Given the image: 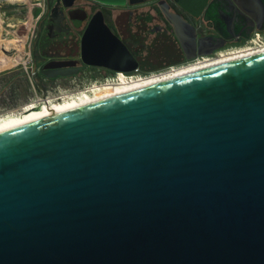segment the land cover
<instances>
[{
    "label": "water",
    "instance_id": "95a60500",
    "mask_svg": "<svg viewBox=\"0 0 264 264\" xmlns=\"http://www.w3.org/2000/svg\"><path fill=\"white\" fill-rule=\"evenodd\" d=\"M174 1L221 34L264 19V0ZM81 57L137 66L101 11ZM0 264H264V51L0 131Z\"/></svg>",
    "mask_w": 264,
    "mask_h": 264
},
{
    "label": "flooded vegetation",
    "instance_id": "af4514ba",
    "mask_svg": "<svg viewBox=\"0 0 264 264\" xmlns=\"http://www.w3.org/2000/svg\"><path fill=\"white\" fill-rule=\"evenodd\" d=\"M55 3L53 14L50 15L48 12L40 21L42 24L37 28L30 43L34 69L29 81L33 92L41 97L86 88L92 80L113 76L119 71L126 75L146 73L169 65L185 63L198 56H212L217 50L245 43L252 37L254 31L264 34V19L259 17L237 28L225 27L215 22V27L222 34L214 28L211 21H204L209 24V28L202 34L212 35L215 38L200 46V51L208 52L213 46H216V49L211 53L198 55L197 50L191 45V40L185 38L184 32L187 31L179 27L175 20L178 16L195 26L196 17L174 0H144L142 3H145V7L140 9L131 7L133 5L129 0H126L124 5H106L94 0H56ZM97 11H101L104 23L127 46L133 56L137 48L135 49L136 46L131 39H142L145 44L152 39L153 34L159 32L166 37L164 41L166 48L155 49L150 45L148 46L151 50L150 55L157 56L162 50H166L172 53L175 62L149 70L139 69L138 60L141 59L135 56L137 66L132 71L112 70L105 66L84 63L81 57V38L91 17ZM175 25L178 26L179 37L175 35ZM248 33L250 37L246 38L245 35ZM79 41L80 48L77 44ZM18 69L13 65L0 72V91L3 92L0 95L1 111L17 109L22 104L21 73Z\"/></svg>",
    "mask_w": 264,
    "mask_h": 264
},
{
    "label": "bare ground",
    "instance_id": "6f19581e",
    "mask_svg": "<svg viewBox=\"0 0 264 264\" xmlns=\"http://www.w3.org/2000/svg\"><path fill=\"white\" fill-rule=\"evenodd\" d=\"M1 42H3L5 49L11 47L13 43V41L10 40L4 42L2 39ZM262 51H264V38L256 33L243 44L218 50L217 55L214 57L200 59L193 63L175 67L166 72L155 73L148 76L137 75L135 77H127L126 74L119 71L115 77L109 79L108 82L88 85L86 88L71 92H62L57 95L49 94L46 97H41L39 94H35L33 98L21 104L20 108L0 112V131L177 74ZM6 60L7 59H5L4 62ZM124 75H126V77Z\"/></svg>",
    "mask_w": 264,
    "mask_h": 264
},
{
    "label": "rangeland",
    "instance_id": "374dc122",
    "mask_svg": "<svg viewBox=\"0 0 264 264\" xmlns=\"http://www.w3.org/2000/svg\"><path fill=\"white\" fill-rule=\"evenodd\" d=\"M53 1L54 3L56 2V0ZM49 2L50 0H0V72L5 71L13 65L19 68L18 72L21 73L22 104L33 98L35 93L28 77L22 71L20 59L27 46L32 42L37 28L42 24L40 18L46 6L48 7V12H50L49 14H53V9L49 8ZM159 36H163L166 39L163 34H159ZM1 39L4 42L7 40L13 41L11 47L5 49ZM131 41L136 46L135 49L137 48L133 52L135 54L134 57L136 56L141 59L138 60L139 69L149 70L175 62L172 59L174 57L172 53L166 50H162L159 53L161 55H150L151 50L148 47L150 45L155 48H166L165 45L159 43L158 39L148 40L145 44L142 42V39H131ZM77 44L78 48H80V41ZM5 59L7 60L4 62ZM2 93L0 91V95ZM56 94L59 93L57 92ZM0 112L3 111L0 110Z\"/></svg>",
    "mask_w": 264,
    "mask_h": 264
},
{
    "label": "built area",
    "instance_id": "2783aa9c",
    "mask_svg": "<svg viewBox=\"0 0 264 264\" xmlns=\"http://www.w3.org/2000/svg\"><path fill=\"white\" fill-rule=\"evenodd\" d=\"M195 25H196L197 29L202 31V33H205L207 31V29L202 26L201 22H198L197 24L195 23ZM256 33L260 34V36L264 38V34L261 33V32H258V31H254V33L252 35H254ZM35 34H34V36H35ZM217 53H218V50L215 51L214 55H212V56H206V55L205 56H198V57H195L192 60L186 61L185 63L169 65V66H167V67H165L163 69L156 70V71H149V72H146V73L128 74L127 77H131V76L135 77L137 75L148 76V75L155 74V73L166 72V71L172 70L173 68L181 66V65H184V64L193 63V62H196V61H198L200 59H206V58L214 57V56L217 55ZM20 62H21L22 71L25 73V75L28 77V79H30L31 73H32V71L34 69V62H33V59H32V53H31V50H30V44H29V46H27L26 50L22 54ZM116 74H117V72L114 73L113 76L109 75V76L101 77L99 80H96V79L92 80L90 85H93V84H96V83L108 82V80L109 79H113V77H115ZM124 76L126 77V75H124Z\"/></svg>",
    "mask_w": 264,
    "mask_h": 264
},
{
    "label": "crops",
    "instance_id": "0c3cea01",
    "mask_svg": "<svg viewBox=\"0 0 264 264\" xmlns=\"http://www.w3.org/2000/svg\"><path fill=\"white\" fill-rule=\"evenodd\" d=\"M144 2V1H143ZM50 4H49V8L50 9H53L54 7H56V3H54V1L53 0H50V2H49ZM131 5H133V6H131V7H133V8H138V9H140V7L141 8H143V7H145L144 5H145V3H135V4H131ZM47 13H48V7L46 6V9H45V11H44V13L42 14V16H41V18H40V21L41 20H43V18L47 15ZM195 23L197 24L198 22H201L202 23V26L204 27V28H206V29H208L209 28V24H207V23H205L204 21H203V19L201 18V16H199V17H196L195 19ZM195 27H196V25H195ZM196 30L198 31V34H200V35H202V31H200L199 29H197L196 28ZM159 32H157V33H155V34H153L151 37H152V39L154 38V39H158L159 40V43L161 44V45H164L163 43H164V41H165V38L162 36H159ZM149 39H151L150 38V36H149ZM73 42V41H72ZM155 49H158V48H155Z\"/></svg>",
    "mask_w": 264,
    "mask_h": 264
}]
</instances>
